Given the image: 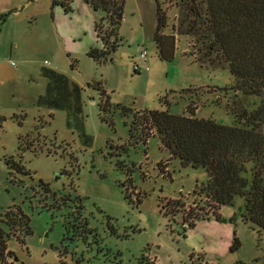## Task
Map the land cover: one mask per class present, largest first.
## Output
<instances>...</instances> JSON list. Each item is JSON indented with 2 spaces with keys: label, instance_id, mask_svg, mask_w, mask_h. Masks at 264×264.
Segmentation results:
<instances>
[{
  "label": "rangeland",
  "instance_id": "rangeland-1",
  "mask_svg": "<svg viewBox=\"0 0 264 264\" xmlns=\"http://www.w3.org/2000/svg\"><path fill=\"white\" fill-rule=\"evenodd\" d=\"M177 1L162 0L174 49H158L156 1L126 0L119 45L99 60L89 52L104 47L95 30L104 12L85 0L70 12L53 0H0V214L21 207L31 227L14 234L0 221V264H264V231L244 220L243 197L184 225L164 206L182 196L185 209L203 206L192 193L207 172L171 159L155 134L130 135L124 107L183 114L195 101L197 116L232 125V113L260 101L235 91L227 65L198 60L195 38L178 32ZM44 69L78 84L81 105L40 102Z\"/></svg>",
  "mask_w": 264,
  "mask_h": 264
},
{
  "label": "trees",
  "instance_id": "trees-1",
  "mask_svg": "<svg viewBox=\"0 0 264 264\" xmlns=\"http://www.w3.org/2000/svg\"><path fill=\"white\" fill-rule=\"evenodd\" d=\"M71 1L53 0V6L60 4L70 12ZM85 1L92 9L104 12L95 25L104 47L93 48L89 54L99 60L108 59L119 45L118 31L124 19L126 0ZM155 1V39L158 49L164 53L167 48L176 47L174 33H165L167 13L162 0ZM177 4L184 7L178 32L195 38L200 46L198 60L227 65L225 67L236 79L232 86L235 91L259 97L260 101L252 108L232 113V125L220 124L211 117L197 116L195 101L187 104L183 114L124 107L125 113L132 112L134 116L130 126L131 138L146 143L149 136L155 134L169 151L171 159L186 167L202 168L208 174L207 180L197 185L192 193L204 202L203 206L185 209L186 198H171L164 206L167 214L176 216L181 212L183 224L193 227L197 221L208 220L215 215L223 205H232L240 196L245 200L244 220L264 231V0H178ZM175 31L172 28L171 32ZM112 36L116 37L114 41H111ZM44 70L49 78V87L47 94L40 97V102L70 111L77 104L81 105L78 84L53 69ZM217 88L220 90L222 87ZM1 220L6 221L14 234L20 231L31 233L30 217L21 207H10L4 217L0 214ZM234 241L236 246L240 245L238 238ZM0 242L5 250L1 225Z\"/></svg>",
  "mask_w": 264,
  "mask_h": 264
},
{
  "label": "built area",
  "instance_id": "built-area-1",
  "mask_svg": "<svg viewBox=\"0 0 264 264\" xmlns=\"http://www.w3.org/2000/svg\"><path fill=\"white\" fill-rule=\"evenodd\" d=\"M141 57H142V59H143L144 61L147 60V53H146V51H144V52L141 53ZM134 68H135L136 71H138V70L141 69V66H140L139 64H136V65L134 66ZM145 69L148 70L149 67H145Z\"/></svg>",
  "mask_w": 264,
  "mask_h": 264
},
{
  "label": "water",
  "instance_id": "water-1",
  "mask_svg": "<svg viewBox=\"0 0 264 264\" xmlns=\"http://www.w3.org/2000/svg\"><path fill=\"white\" fill-rule=\"evenodd\" d=\"M222 221H227V219H223Z\"/></svg>",
  "mask_w": 264,
  "mask_h": 264
},
{
  "label": "crops",
  "instance_id": "crops-1",
  "mask_svg": "<svg viewBox=\"0 0 264 264\" xmlns=\"http://www.w3.org/2000/svg\"><path fill=\"white\" fill-rule=\"evenodd\" d=\"M55 6H56V5H55ZM9 13H11V11H10ZM6 20H7V18H6ZM6 20H5V21H6Z\"/></svg>",
  "mask_w": 264,
  "mask_h": 264
}]
</instances>
